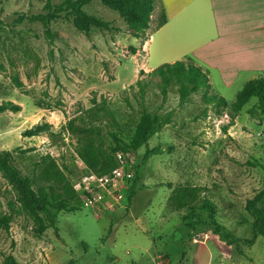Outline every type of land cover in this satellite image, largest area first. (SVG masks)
Segmentation results:
<instances>
[{
  "label": "rangeland",
  "instance_id": "374dc122",
  "mask_svg": "<svg viewBox=\"0 0 264 264\" xmlns=\"http://www.w3.org/2000/svg\"><path fill=\"white\" fill-rule=\"evenodd\" d=\"M64 1L0 0V154L47 196L54 218L27 211L0 171V264H264V238L253 237L246 211L264 190L257 102L238 108L236 92L209 87L181 102L175 80L164 87L135 62L164 14L160 0L138 37L128 14L104 0L84 8L104 30L85 33L61 15L50 41L39 23L14 22ZM148 57L152 66L151 47ZM143 113L155 124L133 152L127 210L80 207L73 184L109 170Z\"/></svg>",
  "mask_w": 264,
  "mask_h": 264
},
{
  "label": "crops",
  "instance_id": "0c3cea01",
  "mask_svg": "<svg viewBox=\"0 0 264 264\" xmlns=\"http://www.w3.org/2000/svg\"><path fill=\"white\" fill-rule=\"evenodd\" d=\"M159 7L166 23L149 33L144 62L136 58L137 64L152 71L191 59L219 94H238L251 80H264V0H160Z\"/></svg>",
  "mask_w": 264,
  "mask_h": 264
},
{
  "label": "trees",
  "instance_id": "16d2710c",
  "mask_svg": "<svg viewBox=\"0 0 264 264\" xmlns=\"http://www.w3.org/2000/svg\"><path fill=\"white\" fill-rule=\"evenodd\" d=\"M93 0H66L58 5H51L50 2L46 3L43 10L46 12L39 15L27 16L25 14H19L14 20L15 23L20 24L25 20L32 23H39L47 35L50 41L52 40V32L50 25L52 22L58 20L61 15H68L72 17L79 28L88 33L92 29L104 30L108 25L102 22L100 19L88 15L84 8L88 6ZM110 6L119 7L124 10L129 19L132 22V30L134 36L138 37L140 33L149 29L150 15L154 10V0H104ZM166 23L165 14L162 15L161 20L157 26L160 28ZM151 75L161 78L163 86L167 87L175 80L180 86V101H184L189 94L201 91L203 88H208V79L205 73L197 68L191 59L184 61H178L172 64L166 63L155 68ZM222 100V99H220ZM256 101L257 105L254 109L261 111V115L264 116V80L256 78L248 82L244 88L237 94L236 101L233 103L235 107L241 108L247 105L251 101ZM226 103L225 101H222ZM227 104V103H226ZM167 123V121H165ZM155 124V119L147 113H143L141 120L136 128L135 137L129 145L120 147L112 157L111 166L109 170L102 174L109 173L115 167L114 155L117 152L133 153L140 149L148 140L150 133ZM154 154L153 151L145 154V161ZM0 171L6 176V178L15 187L17 197L22 202L23 207L31 213H42L47 217L52 224L54 218L49 211L52 208L45 194L37 195L30 187V180L22 176L11 164L10 154L3 152L0 154ZM98 175L101 173L95 172ZM136 163L134 159V177L131 185L135 181ZM130 185V186H131ZM264 190L262 193L255 196L246 202V211L252 218V234L253 237L264 238ZM261 205V207H260ZM58 211H64L63 207H54ZM217 234V231H215ZM218 235V234H217ZM226 235V234H225ZM244 244L249 245L251 240L243 241ZM7 264H18L13 258L7 259Z\"/></svg>",
  "mask_w": 264,
  "mask_h": 264
},
{
  "label": "built area",
  "instance_id": "2783aa9c",
  "mask_svg": "<svg viewBox=\"0 0 264 264\" xmlns=\"http://www.w3.org/2000/svg\"><path fill=\"white\" fill-rule=\"evenodd\" d=\"M114 160L116 165L109 173L98 175L88 171L73 184L80 207L96 213L127 210L125 201L134 177V156L130 152H117ZM203 237L207 239L208 235Z\"/></svg>",
  "mask_w": 264,
  "mask_h": 264
}]
</instances>
